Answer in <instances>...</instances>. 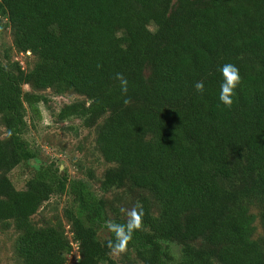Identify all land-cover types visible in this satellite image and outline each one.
I'll list each match as a JSON object with an SVG mask.
<instances>
[{
	"label": "trees",
	"instance_id": "trees-1",
	"mask_svg": "<svg viewBox=\"0 0 264 264\" xmlns=\"http://www.w3.org/2000/svg\"><path fill=\"white\" fill-rule=\"evenodd\" d=\"M1 17L13 48L37 59L27 72L0 60L7 135L0 140V222L19 231L15 252L23 264L66 262L71 246L62 225L38 228L31 221L53 194L68 193L77 204L70 219L77 264H118L105 222L127 219H109L85 181L40 164L29 147L25 116L40 117L45 90L86 99L60 108L59 120L92 128L102 119L96 144L113 166L100 189L128 184L159 204L154 216L149 199L139 200L143 225L124 252L127 260L264 264V239H252L249 209L259 204L264 229V0H0ZM228 63L241 76L230 108L219 100V69ZM23 163L32 171L17 190L7 173ZM100 229L108 231L104 240ZM172 243L181 246L176 262Z\"/></svg>",
	"mask_w": 264,
	"mask_h": 264
},
{
	"label": "rangeland",
	"instance_id": "rangeland-1",
	"mask_svg": "<svg viewBox=\"0 0 264 264\" xmlns=\"http://www.w3.org/2000/svg\"><path fill=\"white\" fill-rule=\"evenodd\" d=\"M0 20V60L5 66L17 63L23 71H30L36 63V57L30 52H18L13 48V37L9 24L5 17H1ZM149 73V68H146L144 76H148ZM22 88L24 91H30L27 85H23ZM40 94L46 98L45 103L39 104L40 117H33L27 111L25 116L27 127L23 134L29 147L37 153L40 164H52L58 167L59 173L68 179L85 181L89 188L104 200L105 212L109 219L113 217L126 219L127 217L121 213L120 209L132 208L139 203L142 197L149 199L151 213L157 216L159 204L148 191L133 188L128 184L108 192H103L100 189L104 173L113 166V164L104 161L96 144V131L102 123V119L95 127L85 128L78 119L61 121L57 118L58 111L64 105L73 102H86V99L71 91L56 94L52 90H45ZM6 139V130L0 119V140L5 141ZM31 171L23 163L7 173V176L15 189L24 190L25 182L30 177ZM249 209L255 215V230L252 239L261 242L264 239V229L260 222L261 208L259 204L252 203ZM77 210V204L71 195L57 193L51 195L49 200L45 201L31 217L32 223L38 228L62 225L71 246V250L65 255V264H77L79 260V251L73 238L70 220ZM19 234L12 222H0V264H23L15 252ZM98 235L101 240H104L108 231L100 229ZM168 250L172 261L176 262L180 258L181 246L172 243L169 244ZM124 256V253L120 255L111 253L112 259L118 264H141L133 256H130L128 260Z\"/></svg>",
	"mask_w": 264,
	"mask_h": 264
},
{
	"label": "clouds",
	"instance_id": "clouds-1",
	"mask_svg": "<svg viewBox=\"0 0 264 264\" xmlns=\"http://www.w3.org/2000/svg\"><path fill=\"white\" fill-rule=\"evenodd\" d=\"M219 70L223 77L220 85L219 100L226 107L230 108L234 102L233 96L235 95V89L241 83L239 69L235 65L228 63L221 66ZM118 78L121 79L122 84L126 85L127 82L123 79L122 75L118 74ZM194 88L197 92L203 93V81H197L194 84ZM124 90L126 91V88ZM120 211L127 217L125 223H118L113 220L105 222L106 229L114 234V239L109 240L107 246L115 255L126 252L134 232L141 230L143 225V208L139 203L130 209L121 208Z\"/></svg>",
	"mask_w": 264,
	"mask_h": 264
},
{
	"label": "built area",
	"instance_id": "built-area-1",
	"mask_svg": "<svg viewBox=\"0 0 264 264\" xmlns=\"http://www.w3.org/2000/svg\"><path fill=\"white\" fill-rule=\"evenodd\" d=\"M77 247H78V245H77Z\"/></svg>",
	"mask_w": 264,
	"mask_h": 264
}]
</instances>
